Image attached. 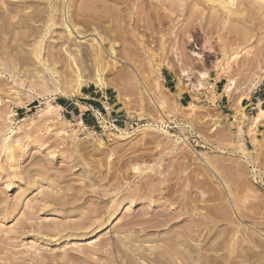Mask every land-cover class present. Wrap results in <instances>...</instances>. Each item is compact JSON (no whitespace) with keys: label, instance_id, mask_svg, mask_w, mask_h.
<instances>
[{"label":"rangeland","instance_id":"obj_1","mask_svg":"<svg viewBox=\"0 0 264 264\" xmlns=\"http://www.w3.org/2000/svg\"><path fill=\"white\" fill-rule=\"evenodd\" d=\"M232 2L0 0V264H264V10Z\"/></svg>","mask_w":264,"mask_h":264},{"label":"bare ground","instance_id":"obj_2","mask_svg":"<svg viewBox=\"0 0 264 264\" xmlns=\"http://www.w3.org/2000/svg\"><path fill=\"white\" fill-rule=\"evenodd\" d=\"M204 1L206 3H208L210 8L212 7V9L214 10L213 11L211 9L212 13L210 14V19L212 21L217 20V17H218V15H217L218 12L217 11H219V10H222L223 12H225L226 15H227V18L229 20H230V18L234 17V15L237 14V10L233 7L234 3L232 2V0H228V1H226V0H204ZM255 1L257 3V6L260 9L264 10V0H255ZM240 10H241V8H240ZM65 24H66V26H65L66 27V31H65L66 32V38H65L66 40L64 42H62V44H61L63 49L65 48L64 46H67V45H68V47L69 46H73V47H75L77 49V51L81 52L82 54L86 53V51H89L88 49L95 50V52L97 51L98 54L101 56L102 63L106 62L105 63L106 65L108 64L107 62L110 61V60L108 61V59H107L108 56H110L113 59V60H111V62L112 61H114V62L118 61V57H117V54H116L117 51L115 50L113 44H110L109 47L108 46L106 47L105 46L106 44L104 43V40H101V42H99V41H96L95 38L90 39V38H88V36H89L88 34H85V33L81 32V31L77 30L74 26L70 25L69 23L67 24V22ZM69 63H71L73 68H77L78 64H76V62H74V61L71 62L70 61ZM113 65H114V63H113ZM81 83H82V81H80V84ZM95 84L97 86H103L105 83L103 82V80L101 78H98V79H96V83ZM257 119H258V117L256 116L255 117V121Z\"/></svg>","mask_w":264,"mask_h":264},{"label":"crops","instance_id":"obj_3","mask_svg":"<svg viewBox=\"0 0 264 264\" xmlns=\"http://www.w3.org/2000/svg\"><path fill=\"white\" fill-rule=\"evenodd\" d=\"M65 107L68 108L67 111H69L70 113L73 112L75 114H80V105L74 100L66 101ZM81 114L83 117L86 115L85 112Z\"/></svg>","mask_w":264,"mask_h":264},{"label":"built area","instance_id":"obj_4","mask_svg":"<svg viewBox=\"0 0 264 264\" xmlns=\"http://www.w3.org/2000/svg\"><path fill=\"white\" fill-rule=\"evenodd\" d=\"M102 110L101 109H97L95 110V117L98 119L99 117H103L104 111L108 112L111 108L110 102L108 97H106L105 101H103L102 103Z\"/></svg>","mask_w":264,"mask_h":264}]
</instances>
